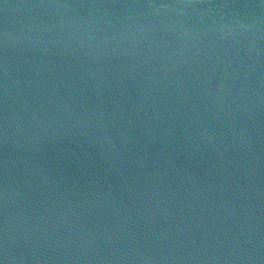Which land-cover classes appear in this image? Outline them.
I'll list each match as a JSON object with an SVG mask.
<instances>
[{
    "label": "water",
    "instance_id": "95a60500",
    "mask_svg": "<svg viewBox=\"0 0 264 264\" xmlns=\"http://www.w3.org/2000/svg\"><path fill=\"white\" fill-rule=\"evenodd\" d=\"M0 264H264V0H0Z\"/></svg>",
    "mask_w": 264,
    "mask_h": 264
}]
</instances>
